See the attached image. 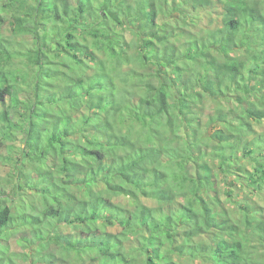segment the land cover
<instances>
[{
    "label": "trees",
    "instance_id": "obj_1",
    "mask_svg": "<svg viewBox=\"0 0 264 264\" xmlns=\"http://www.w3.org/2000/svg\"><path fill=\"white\" fill-rule=\"evenodd\" d=\"M1 2L0 264H264V0Z\"/></svg>",
    "mask_w": 264,
    "mask_h": 264
},
{
    "label": "rangeland",
    "instance_id": "obj_2",
    "mask_svg": "<svg viewBox=\"0 0 264 264\" xmlns=\"http://www.w3.org/2000/svg\"><path fill=\"white\" fill-rule=\"evenodd\" d=\"M3 2H1V8L0 9H2V6H3ZM2 14H3V16H5V17H7V18H10V16H11V14H10V12L9 11H7V10H5V9H2ZM202 17H204L203 18V21H202V23H208L209 22V20H210V16H209V14H208V12H204L203 13V15H202ZM2 33H3V35L9 40L10 39V37L11 36H13V33L11 32V30H10V27H9V25H8V23H6V24H4L3 25V23H2ZM18 38H20V37H18ZM18 38H11L10 40H14L15 42H16V40H18ZM21 39V38H20ZM17 43V42H16ZM12 44H14V45H17V47L18 48H20L19 46H18V44L19 43H17V44H15V43H12ZM20 51H21V49H19ZM24 52H26V49L24 50ZM22 60V59H21ZM21 60L20 59H18V58H16V60H12V61H9L8 62V60L5 58V62H6V66L7 65H9V66H11V65H16L17 64V67H19L20 66V64H21ZM20 68H23V67H20ZM213 103H211V104H208V105H206L205 106V108H207L206 110H207V112H206V114H208V111H210V109L211 108H213ZM258 131H260V132H263L264 131V125L262 126V127H258V129H257ZM18 143V142H17ZM10 154V152L8 151V150H5L4 149V151H3V155H5V156H8ZM10 171V169L9 168H5V167H3L2 166V164L0 163V176L1 177H3V176H5L8 172ZM0 177V178H1ZM236 195H238V197H236L237 198V200H240V201H242V200H244V198H246L245 197V195H244V193H243V190H241V187L239 186V185H237V187H236V193H235ZM223 199L225 200V203H226V208H227V210L229 211V212H237V209H236V204L233 202V201H230V202H226V199H228L227 198V195H225V194H223ZM247 201L249 202V203H251L252 205H253V207L254 208H256V210H258V211H263L264 210V196H262V195H260V194H256V195H254V196H250L248 199H247ZM264 212V211H263ZM33 238V240L34 241H37L38 240V238H36V235H34V237H32ZM13 247H12V250L13 251H18V252H20V251H24V250H26L25 248H20L19 246H17L16 245V243L15 242H13ZM197 264H205V263H201V262H198Z\"/></svg>",
    "mask_w": 264,
    "mask_h": 264
}]
</instances>
